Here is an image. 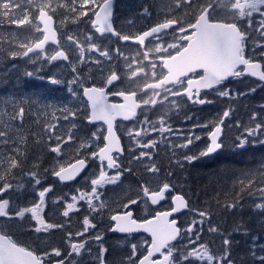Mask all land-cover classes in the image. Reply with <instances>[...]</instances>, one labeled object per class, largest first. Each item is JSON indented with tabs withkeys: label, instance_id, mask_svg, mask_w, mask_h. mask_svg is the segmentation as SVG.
<instances>
[{
	"label": "snow or ice",
	"instance_id": "snow-or-ice-1",
	"mask_svg": "<svg viewBox=\"0 0 264 264\" xmlns=\"http://www.w3.org/2000/svg\"><path fill=\"white\" fill-rule=\"evenodd\" d=\"M112 7V0H27L26 4L24 0H0V27L7 22L17 29L28 26L38 34L21 41L15 33L10 32L7 40L8 55L13 59L28 58L34 64L39 62L54 65L57 61L70 64L74 76L68 81L69 94L76 97L78 93L71 85L80 83L83 97L91 109L88 122L103 121L107 125L106 134L93 132L87 141L79 145L81 149L92 148L94 145V150L77 152L75 162L67 166L57 160L59 168L56 170L54 167L51 173L61 182L72 181L87 167L89 159L99 162L98 175L94 173L95 178L90 180V190L77 189V194L70 197L71 202H67L65 197L53 201L54 205L64 202L66 210L62 212L63 217H69L70 212H79L77 205L83 201L87 205L88 214L83 216L81 229L75 233L67 232V247L63 251L59 247H53L51 251L45 250L42 253L13 239L7 231H0V264H81L77 257L91 255L90 241L85 239L86 236L98 246L93 264H234L230 235L223 238L222 251H212L209 244L202 241L203 228L197 227L206 222L209 213L191 209L189 202L181 194L171 195L175 186L167 182L155 189L141 185L137 192L139 200L129 197L127 203L121 205L123 211L117 210L108 217L110 223L107 231L111 233H148L151 240L144 242L146 246L143 249L138 244L131 243L126 253L110 260L111 253L104 246V236L95 231V218L103 215L106 206L101 189L106 184H116L125 172L133 171L130 167L125 168L119 160L124 148L114 130L117 117L124 121H135L127 135L140 150L138 154L129 150L132 158L130 163L138 161L144 164L146 172L154 175L160 168L154 161L153 150L161 143L175 156L177 149L187 148L201 137L193 131L184 136V143L176 144L169 137L178 130L173 129L166 115L153 120L148 112L155 111L160 106L166 114L169 108L177 105L176 98H186L194 104L210 103L211 101L201 98V90L214 89L230 77L248 75L264 82V0H175V10L182 11L183 18L173 12L165 13L164 18L154 26L135 34H124L113 27ZM69 14L71 22L77 24L87 17L86 22L90 23L94 33L85 35L78 28L72 32H61V28L70 19ZM142 14H148V9H143ZM254 14L259 18L255 19ZM57 16L60 17L58 25L54 19ZM58 32H61L63 41L58 39ZM96 33L99 37L111 34L121 42H131V45L110 49L98 42ZM12 40H16L15 47L11 44ZM130 46L135 47L134 53L125 54L124 48ZM246 48L250 55L246 56ZM257 49L260 51L257 52ZM86 52L89 55L86 56ZM93 53L98 55H91ZM257 55L260 60L256 59ZM89 62L96 65L104 76L106 85L118 89L113 95L120 97L122 103L109 104L104 87L83 86L76 65ZM26 75L32 77L33 72H27ZM48 80L52 84L61 83L55 75L48 77ZM149 82L158 87L149 88ZM250 91L255 92V89ZM218 95L232 99L226 88L220 89ZM0 104L11 109L5 111L0 108V152L7 149L4 160L0 161V194H3L15 190L16 186L12 183L15 178L14 170L22 166L20 158L24 156V151L19 147L18 141L21 144L25 141L22 136L14 134L24 131L25 108L15 100H0ZM138 110L143 115V120L137 118ZM59 111L63 120L70 123L67 134L60 131L58 123H48L43 127L42 133H37L47 135L48 140L54 142L55 146H51L50 151L56 157L61 156L63 145L78 139L72 131L76 128L77 112L67 106ZM231 112V108L223 111L222 116L211 127L203 125L209 128L207 135L210 143L200 152V156H208L224 146L221 139L224 119L230 117ZM198 126L195 125L194 128ZM235 126L242 129L235 141L237 148H245L249 144L264 145V104L260 105V111L250 114L248 124L237 121ZM153 134L159 139L153 138ZM197 158L183 154V160L187 162ZM145 161L148 163H144ZM5 162L7 167H3ZM176 163L180 164V161L176 160ZM108 170H113L114 174L109 175ZM25 175L33 182V191L38 200H34L31 207H12L10 200L0 195V218H6L5 223H11L16 218L23 220L30 214L37 234L63 228L62 223H52L45 219L46 196L52 192V187H35L42 184L38 171H29ZM259 183L264 185V176H261ZM247 194L260 201L256 203L254 200V207L259 210L260 215H264V186L257 187L256 182L250 181ZM169 196L173 206L168 211H158L151 219L133 217L132 206L141 202L157 205ZM242 198L241 196L240 199ZM240 207L239 199L225 205L226 210ZM182 209H189L199 216V220L194 216L183 230L177 226L176 219H169ZM242 228V234L248 235L249 230L242 225H237L236 231L240 232ZM209 231L216 233L219 229L210 225ZM178 238H186L187 241L179 248L173 243ZM259 239L260 237L253 236L249 244L252 264H264V244H259Z\"/></svg>",
	"mask_w": 264,
	"mask_h": 264
},
{
	"label": "trees",
	"instance_id": "trees-1",
	"mask_svg": "<svg viewBox=\"0 0 264 264\" xmlns=\"http://www.w3.org/2000/svg\"><path fill=\"white\" fill-rule=\"evenodd\" d=\"M24 2L26 4L27 0H24ZM130 5L134 8L140 6L142 9H148V14L142 17L144 22L157 20L165 16V13L169 12H173L182 18L184 16L182 11L175 10V0H140L137 7L133 1ZM69 16L71 18V14H69ZM82 20H87V17L82 18ZM10 32L15 34L19 33L15 25L5 22V24L0 27V45H2V47H0V100H15L18 103L23 99L30 100L38 98L53 99L56 103L62 102V99L65 98V93L61 91V87L58 85L50 87L45 81L39 79L40 73L37 74L36 77L30 78L18 76L16 72L18 63H15L13 61L14 59L8 55L9 44L7 40ZM11 44L16 46V40H12ZM247 55H250V53L246 48V56ZM256 59L260 60L261 58L256 57ZM27 66L28 65H26V67ZM22 75L24 76V74ZM240 78L245 81L247 87H257L253 95L247 97L248 109L252 112H256L257 101L264 100V85L258 84L247 78ZM236 79L237 78L223 83V85L212 92L211 95H207L208 101H215L212 100L211 97H214L216 91L222 88H226L231 94H234L235 90L231 89L230 86ZM237 95L240 96L239 94ZM223 99L227 100L226 98ZM235 102L237 104L241 103V98L236 97ZM0 108H4L5 111L11 110L10 107H5L3 104H0ZM175 130H178L176 134H180L179 128ZM32 132V135L26 132L14 134L17 137L22 136L25 141V143L22 144L18 141L19 147L24 151V156L20 158L22 160L21 168L14 170L15 178L12 180L14 186L25 181V173L29 171L45 172V168H38L40 166L41 157H38L37 154H39L41 150L34 136L39 137V135L35 134L33 129ZM204 140L205 143H207L206 138H204ZM205 147L206 146L195 147L193 149L188 148L191 151H188L187 148L178 149L175 157L180 161V164H173L174 168L173 171L170 172L171 174H166V177L170 175L175 178L170 177L165 180V175L163 177V173H159L153 184L167 182L174 185V190L176 192L184 193V195H182L189 202V207L191 209L205 210L209 213L206 222L203 224L205 228L202 232V241L208 243L212 251H222L224 247L222 240L224 237L230 235L233 241L231 245V257L233 258V256L238 254L240 260L249 259L251 255L249 254L246 244L248 240L251 241L253 236L257 237L258 234L262 232L264 228V215H260L259 210L253 206V201L256 197L249 196L247 194V189L250 181L256 182L257 187L261 186L259 181L261 176H264V145L250 144L245 148L227 152L224 151L223 148V150L216 155L207 158L200 156V152L203 151ZM162 148L165 149L163 151V153H165L167 147L164 146ZM6 154L7 149H5L4 152H0V161L4 160ZM159 154L161 155V148L154 153V157ZM183 154L190 156L196 154V156L199 157L192 162H187L183 160ZM29 165L30 168L27 170V166ZM3 167H7L6 162L3 164ZM158 180L159 182H157ZM47 183H49V179ZM157 185L159 186V184ZM253 190L255 191V189ZM22 193H24V191L19 192L17 196ZM10 196H13V194ZM241 196L243 197L242 199H240ZM234 199H239L241 207L226 210L225 205L232 203ZM187 213L191 214L192 211L188 209ZM196 217L199 218L198 215ZM210 225L217 226L219 231L216 233L210 232ZM237 225L246 227L249 230L248 235L242 234L243 228L240 232H237ZM197 227L199 228V225H197ZM14 239L16 238L14 237Z\"/></svg>",
	"mask_w": 264,
	"mask_h": 264
},
{
	"label": "rangeland",
	"instance_id": "rangeland-1",
	"mask_svg": "<svg viewBox=\"0 0 264 264\" xmlns=\"http://www.w3.org/2000/svg\"><path fill=\"white\" fill-rule=\"evenodd\" d=\"M132 1L133 0H126V2H128V3H132ZM37 2H39V0H37ZM54 2H55V0H54ZM136 2H139V0H137ZM134 4L136 7L138 6V3L134 2ZM116 6L121 8L122 3L116 2ZM61 13H63V9H61ZM120 15L124 18L125 23H127V24L131 23L128 21V15H124L123 12H120ZM132 15H133L134 19L136 21H138V17L136 16V13H133ZM54 18L57 20V24H59L60 17L57 16ZM254 18L258 19L259 17H258V15L254 14ZM142 23H144L143 18H142ZM77 28L79 29V31L81 33H83L85 35L89 32H92L89 23H84L82 25V27L79 28V25L77 23H72L71 20L66 22V26L61 28V32L62 31L72 32L74 29H77ZM18 31H19V33L16 35L19 38V40H21V41H25L26 38H34L35 37L34 29L30 28L28 26H24L22 28H19ZM98 42H100V41H98ZM100 43L103 46L107 47V43H105V42H100ZM13 47H15V46H13ZM259 51H260V49H257V52H259ZM248 52L250 53L249 49H248ZM87 55H89V54L86 52V56ZM91 55L95 56L98 54L93 53ZM256 57H259V55H257ZM13 61L15 63H18V66L16 69L18 76L30 78L25 73H23V70L26 69V65L21 63L23 61L20 60L19 57L15 58ZM27 62L29 64H31L33 67H35L34 70L32 68V71L35 73L34 77H36V75L40 73L41 75L39 76V79L49 81L48 77L55 75L61 81V83H59V85L62 86L61 90L65 93V98L62 100V102L58 105L56 103L54 104L53 114H55V115L53 117H49V119H47L45 117L46 114L41 113V115L35 119V124L37 126L36 134L42 133V129L46 124H48V123L57 124L58 123V127H59L60 131L66 135L69 128H70V123L68 121L63 120V115H62L61 111H59V109L67 106V107H71L73 109V111H76L77 116H81V115L85 114V105H84V102L82 101V98L80 96L81 89H82L80 83L71 85V87L78 93V95L76 97H72L68 92V88H69L68 81L72 80L73 76H74V74L71 71V65L68 63H64L63 65H61V64L52 65V64H46V63L41 64L39 62L34 64L30 60ZM76 67L78 69V73L80 75V80L83 83V86L90 85L94 82H97V83L104 82V76L101 75V73L97 70V67L95 64L89 62V63L83 64V65L77 64ZM32 71H29V72H32ZM22 74H24V76ZM106 74L107 73H105V75ZM141 79L143 82V78H141ZM231 84H232L230 86L231 89H233L235 91H234V94H231L232 99H230V100L229 99L224 100L222 97H220L218 95V91H219L218 90V91H216V95H214V97H211L212 100H215V101H213L214 106H212L210 108L206 107V109H204V110H199L201 107H198V108L188 107V104L185 101L177 99V105L175 107L169 108V110L167 111L166 114H165V111L160 106H158L157 110L151 111V117L153 120H156V119H158V117L160 115H166V119L171 124L173 129H176V128L180 129V134L175 133L174 135L169 137L176 144L184 143V136L189 135L194 131L196 135H199L201 137V139L199 141H195L193 144H191L187 147V149L188 148L193 149L195 147L206 146V144H207V143H205L204 138L207 137V133L209 131V128H205V127H203V125H205V124L210 125L213 123L211 125V126H213L218 121V119L222 116L223 111L231 108L232 112H231L230 117L224 119V129L225 130L223 132V137H222L223 138L222 140L224 142V151L227 152V151H234V150L241 149V148H237L235 146V141H236V138L241 134L242 129H238L235 126V124L237 121H240L243 124H248L249 116L252 113V111L248 109L247 97L252 96L254 92H251L250 90L253 88L256 89L257 87H255V86H252L251 88L247 87L245 81L242 80V78H240V77H238ZM242 93H246V94L241 95ZM237 94H239L240 96H238ZM236 97L241 98V103L237 104L235 102ZM205 98H206V100H208V96H206ZM257 102H258V104H257L256 110L260 111V105L264 104V100L257 101ZM206 104H208V103H205L204 105H206ZM39 106H41V105H39ZM43 108H46V107H43ZM77 116L75 118L76 128L80 124V123H78ZM5 119H7V117H5ZM24 120H23V123L25 122ZM31 124H32V122H31ZM195 125H199V126L194 128ZM211 126H209V127H211ZM75 135L77 136L78 141H79L76 144V146L69 145V144L63 145L62 151H65L64 156L62 158H57L56 160L54 158L55 153H52L50 151V147L55 146L54 142L49 141L47 138V135H39V137L34 136L35 140L38 142V147L41 150V152L39 154H37L38 157H41L40 158L41 162L39 163V165H40V167L44 166V168H45L44 169L45 172L40 173L42 176L41 177L42 178V184L39 186H35L37 189H40L43 187H49L47 180H48L50 174L52 173V168L54 167V165H56L55 162H57V160H59L60 163H64L68 159L70 160L72 157H74L77 154V152H79L80 150H86L88 152L94 150V148H95L94 145L92 148H86V149H81L79 147L81 142L87 141L90 138L89 136L85 137V136H83V134L81 132L80 133L75 132ZM153 138L159 139V137L156 134H153ZM133 145L135 147L136 154H138L139 149L136 147L135 143ZM164 146H165V144L161 143L157 149L153 150V152L155 153V152H157V150H159V148H161L160 157L155 158L156 156L154 157V155H153L155 163L160 168V171L158 173L153 175V174L146 172V170L144 168V164H142L138 161L132 166L129 165V167L132 168L136 174L148 175V179H150L151 183L153 184V182L156 180L155 176H157L159 173H163V177H164V175L166 176L167 173H170L171 171H173V168H174L173 164H175L176 160H178L175 156H173V153L169 148H167L166 152L163 153V151L165 149L162 147H164ZM179 149H182V148H179ZM190 149H188V151H191ZM177 150H176V152H177ZM194 156H196V154ZM196 157H199V156H196ZM92 162H94V165L90 168V170L88 171V174H87V179L89 181L92 178H95V176L93 174L95 173L96 175H98V171H99L98 161L92 160ZM144 163H148V161H145ZM56 166H59V164L57 163ZM27 168H28L27 170H29L30 165L27 166ZM113 174L114 173H109V175H113ZM123 177H124V175L121 176V179H123ZM170 177H174V176L169 175L168 177H164V179L167 180ZM159 179H160V177H159ZM32 183L33 182L30 181L28 179V177L26 176L25 181H22L19 185H16L14 191L10 190L8 193H3L2 196H3V198L10 200V206H12V207H15V206L31 207L33 200L38 199L36 192L33 191ZM119 184H123V182H119ZM108 185H114V184H106L101 189V191L103 193L102 200L105 202L106 206H105L103 215L98 216V221L107 222L108 217H109L110 213L112 212V211H109V209L112 210V206H111L110 202H111L112 197L115 194V192H107L106 188ZM178 185H179V183H178ZM134 186H136V185H132L131 188H135ZM261 186H264V185H261ZM126 188L127 187L124 186L123 193H119V194H121V195L124 194L125 199L128 200V198L131 196L127 193ZM108 190L111 191L112 188L109 187ZM23 191H24V193L17 196V194L19 192H23ZM11 194H13V196H10ZM181 194L184 195V193H181ZM34 195L36 196V198H33ZM55 196L58 197V195H55ZM47 199H49V194L46 196V201H47ZM255 202L259 203L260 201L257 198H255ZM140 204L143 206V208H144L143 210L147 211L146 204L142 203V202ZM167 205L169 206V201L167 202ZM45 206H46V204H45ZM253 206H254V203H253ZM44 214H46V207L44 208ZM194 216L196 217L197 214L193 211L191 214H188V213L181 214L178 217L179 218V226L183 229H186L188 227L189 222L193 219ZM196 219L199 220L198 217H196ZM5 220H6V218H0L1 227H2V223H5ZM34 223H35L34 221L30 220V214H29L23 220L16 218V220L12 221L11 223H5L6 228H3V227L2 228L4 231H7L8 233L14 234L16 237L19 234L21 235V237H24V236L28 237L29 235H31V237H33L34 235L37 234L34 232ZM199 227H202L203 229L205 228L203 225H199ZM263 230H264V228L262 229V232L259 233L257 236V237H260V239L258 241L259 244H264ZM37 235H39V234H37ZM201 236H202V233H201ZM19 239H21V238L19 237ZM31 240H33V239H31ZM28 242L30 243L31 241H28ZM186 242H187L186 238H182L181 241L177 244V247L178 248L182 247ZM250 243H251V241L248 240V243L246 244L248 250H249V244ZM40 246L43 247L45 250H47V249L51 248L53 246V244L49 240H46V241H42ZM44 246H47V247H44ZM257 251H259V250L257 249ZM232 259H233L234 264H252L251 258L240 260L238 257V254L233 256Z\"/></svg>",
	"mask_w": 264,
	"mask_h": 264
},
{
	"label": "flooded vegetation",
	"instance_id": "flooded-vegetation-1",
	"mask_svg": "<svg viewBox=\"0 0 264 264\" xmlns=\"http://www.w3.org/2000/svg\"><path fill=\"white\" fill-rule=\"evenodd\" d=\"M112 1H113V3H112L113 4V14H112L113 27L115 29H117L118 31H121L124 34H135V33H138L140 30H147L150 26H154L158 21H160L164 18V16H163L162 18H159L157 20L146 21V22L142 23V17L145 14H142L143 9L140 6L138 8L131 7L130 3L126 2V0H124V1L123 0H112ZM133 1L135 3H138V5H139V2H136L137 0H133ZM116 2L122 3L121 8L116 6ZM120 12H123L124 15H128V21L131 23H129V24L125 23L124 18L120 15ZM133 13H136V16L138 17V21H136L134 19L133 15H132ZM69 20H71V18ZM86 21L87 20H81V22L78 23L79 28L82 27V25L84 23H87ZM56 23H57V20H56ZM89 25H90V23H89ZM54 26H56V25H54ZM90 27H91V25H90ZM91 30L94 33V30L92 28H91ZM36 35H38V34L35 33V36ZM95 36L99 37V35H97V34H95ZM58 39H61V41H63V36L61 35L60 32H58ZM98 41L107 43V47L110 49H114L116 47H123L125 44L131 45L130 42L119 41L115 36H111V34H108L105 37H99ZM124 51H125V54L134 53L135 47L130 46V47L124 48ZM21 60L23 61L22 63L24 65H28L26 67V69L23 70V73L26 74L27 72L32 71V68H33V70L35 69V67H33L31 64H29L27 62V61H29L28 58H24ZM64 63H66V62L57 61V62H55L54 65H57V64L63 65ZM34 75H35V73L33 72L32 77H34ZM245 78L249 79L248 77H245ZM249 80H251V79H249ZM43 81H45L46 83L49 82L47 80H43ZM149 83H151V82H149ZM48 85L50 87H54V86H51V83H49ZM58 86H60V85L58 84ZM85 86L86 87H90V86L104 87L106 95L108 96V98H107L108 103H110V104L121 103V100L119 99V97L113 95V93L118 90L116 87L108 86L105 84V82H101V83L94 82L90 85H85ZM122 86L123 85H121V87ZM215 90H213V91L210 90L211 92L207 91L208 93L207 92H201L200 96H201V98H205L207 95H211L212 92H214ZM80 96L82 98V92H81ZM176 99H180L182 101H185L188 104V106L193 107V108L201 107L200 109H202L206 106L208 108L214 106L213 101H211L210 103H208L206 105H204V104L201 105L198 103L194 104L190 101H187L186 98L185 99L176 98ZM82 101L84 102L83 98H82ZM55 103L56 102H54L53 99H49V100H40V99L26 100V99H23V100H20L17 104L18 105L22 104V106L25 108V116H24L25 122L23 123L24 131H22V132L30 133L32 135V133H33L32 129H33L35 131V134H36L37 126L35 124V119L37 117H39L41 115V113H45L46 114L45 117L47 119H49V117H53L54 116L53 115V106ZM39 105H41V106H39ZM84 105H85V114L86 115L84 114L81 116H77L78 123H80V124L77 128L72 129V131L76 132V133L81 132L83 134V136H85V137L86 136L91 137V134L93 132H100L101 134H106V126L103 125L102 123H97L94 125H90L87 123V120L89 117L88 116V108H87V105L85 103H84ZM43 107H46V108H43ZM148 115H149L150 119H152L151 111L148 112ZM137 118L139 120H143V118H144L143 115L140 114L139 110H138V117ZM31 122H32V124H31ZM134 124H135V121L116 120L114 122V130L116 131L117 135L120 137L121 145L124 148V153L122 156L119 157V160L125 168H128L129 165L132 166L137 162V161H132L130 163L132 158L130 156L129 150L132 149L135 151V147L133 145L134 142L132 140H130L128 135H127L128 129L132 128ZM31 127H32V129H31ZM137 127H139V125H137ZM22 132H19V133H22ZM223 132H224V127H223ZM222 137H223V135H222ZM144 139H147V137H145ZM78 142H79L78 139H76L74 141H70L68 144L76 146V144ZM85 151L86 150H80L79 152H85ZM64 153H65V151H62V154L60 157H56V154H54L55 160L57 158H62L64 156ZM135 153H136V151H135ZM114 155H116V154H114ZM76 159H77V154L74 157H72L70 160L68 159L69 160V161L67 160L68 162L65 161L62 164H64V166H66L69 163H72L73 161H75ZM55 163L57 165V162H55ZM56 165H54V167L56 168V170H58L59 166H56ZM93 165H94V162H92V160L89 159L88 164H87V168L85 169V171L83 173H81L79 175V177L73 181L61 182L52 174H50V176L48 178L49 179L48 184H49V186L52 187L53 190L51 193H49V199H47V201L45 203L46 204V206H45L46 207L45 219L48 222H52V223H62L64 225L63 228L52 229V230H49V232H47V233H40L39 235L36 234L33 237H31V235H29L28 237H26V236L21 237L20 234L17 235V237H16L14 234H11V233H9V234H11L13 237L18 239V241H20L21 244H25V245L29 246L30 248L37 250L39 253H42L43 251H45V249L43 247H41L42 245L40 246V244L42 241H46V240H49L53 244V246L51 248L59 247L63 251L67 247V239H66L67 232L71 231V232L75 233L77 230L81 229V226H82L81 222H82L83 216L88 214V209H87V205L83 201H80L79 204L77 205V207L80 208L79 212H70L69 217H63L62 212L64 210H66L64 202L61 201L60 203L54 205L53 201L57 200L58 197H65L67 202H71L70 197L73 194H77V189H80L81 191L90 190V181L87 179V174ZM98 165H99V162H98ZM38 168H44V166H41V167L39 166ZM53 168H52V170H53ZM108 172L113 173V170H108ZM133 172H134V170H133ZM133 172H131V173L125 172L124 173L125 178L124 177H123V179L120 178V180L116 184L107 186V188H106L107 192H115V194L113 195L112 200L110 202L111 206H112V210H111L112 212L110 214H114L117 210L123 211L121 205H122V203H127V200L125 199L124 194L121 195L119 193H123L124 186L127 187L126 188L127 193L131 196V198L139 200L140 197L137 196V192L140 191L141 185L150 186L153 189H155L159 186H162V184L165 183V182H159V180H160L159 179L157 181L159 183H156L153 185L151 183L150 179H148V175L141 176L140 174H136L135 172L134 173ZM157 176H155V177L157 178ZM119 182H123V184H119ZM157 184H159V186ZM132 185H136L137 187L134 186L135 188H131ZM109 187L112 188L111 191L108 190ZM0 195H2V194H0ZM55 195H58V197H56ZM171 195H172V193H171ZM33 198H36V196L34 195ZM34 200H38V199H34ZM167 201H168V198L166 201H164L160 206H158L156 208H152L149 206L148 203H145L147 206L146 207L147 211L143 210L144 209L143 206L140 203H138V205L132 206L131 210L133 212V217L139 218L141 220L144 218L150 219L151 217H153V215H155L156 212L165 211V210L170 209V207H168V205H167ZM95 222L97 223V229L95 231L100 232L104 236V246L107 247L109 249V252L111 253V255L109 256L110 260L112 259V257H118V256L126 253L130 249L131 243H136L141 247V249H143L146 246L144 242L150 241L149 238L143 234L120 235V234H114V233L107 231V226L110 223L109 219L107 222L98 221V216H96ZM0 226H1V221H0ZM2 227L6 228L5 223H2ZM19 237L21 239H19ZM31 239H33V240H31ZM77 239H80V238H77ZM85 239H89V241H90L91 255L85 254L83 257H77V259L81 261V264H93L94 259H95V255H96V249L98 246L94 241H91L89 236H86ZM28 241H31V242L29 243ZM44 247H47V246H44ZM51 248H49L47 250L51 251Z\"/></svg>",
	"mask_w": 264,
	"mask_h": 264
},
{
	"label": "water",
	"instance_id": "water-1",
	"mask_svg": "<svg viewBox=\"0 0 264 264\" xmlns=\"http://www.w3.org/2000/svg\"><path fill=\"white\" fill-rule=\"evenodd\" d=\"M112 3H113V1H112ZM112 14H113V7H112ZM97 35H99L98 33H96ZM106 35H108V34H106ZM131 43V42H130ZM22 58V57H21ZM241 67H243V66H241ZM244 76H248V75H244ZM248 77H250L251 79H253V80H255V81H257V82H260V83H264V82H262V81H259L258 80V78H255V77H251V76H248ZM231 78V77H230ZM230 78H228V79H230ZM149 88H155V87H158V85H154V84H148L147 85ZM91 87V86H90ZM208 90H210V89H202L201 90V92L202 91H208ZM82 97H83V93H82ZM107 98H108V96H107ZM83 99L87 102V100H86V98L85 97H83ZM119 99H121L120 97H119ZM122 100V99H121ZM108 102V101H107ZM123 102V101H122ZM88 103V102H87ZM110 104V103H109ZM88 108H89V115H90V112H91V109H90V105L88 104ZM116 120H121V121H124L122 118H120V117H117L116 119H115V121ZM114 121V122H115ZM87 123L88 124H90V125H94V124H97V123H102L103 125H105L106 126V129H107V125L103 122V121H95V122H92V123H89L88 122V120H87ZM207 139H208V143H210V141H209V138H208V136H207ZM221 150V149H220ZM220 150H218L217 152H215V153H212V154H210V155H208V156H203V157H209V156H212V155H215V154H217ZM74 163V162H73ZM86 169V168H85ZM85 169L81 172V173H83L84 171H85ZM80 173V174H81ZM79 174V175H80ZM79 175L75 178V179H77L78 177H79ZM57 178V177H56ZM58 180H59V178H57ZM74 179V180H75ZM73 181V180H72ZM176 194H179V193H174L173 195H176ZM182 195V194H181ZM186 199V198H185ZM187 200V199H186ZM163 201H161L160 202V204L162 203ZM149 204H150V202H149ZM160 204H157V205H151L152 207H157V206H159ZM170 204H171V207L173 206L172 205V202H171V199H170ZM187 210L188 209H182L180 212H177V213H174L173 214V216L172 217H169V219H176V221H177V224H178V220H177V217L179 216V215H181V214H183V213H186L187 212ZM156 214V213H155ZM155 216V215H154ZM153 216V217H154ZM151 219V218H150ZM178 226V225H177ZM116 234H119V233H116ZM132 234H143V235H145V236H147L148 238H149V240H151V236L148 234V233H145V232H143V231H140V232H136V233H132ZM120 235H125V234H120ZM175 241H173V243H174Z\"/></svg>",
	"mask_w": 264,
	"mask_h": 264
},
{
	"label": "bare ground",
	"instance_id": "bare-ground-1",
	"mask_svg": "<svg viewBox=\"0 0 264 264\" xmlns=\"http://www.w3.org/2000/svg\"><path fill=\"white\" fill-rule=\"evenodd\" d=\"M243 242V241H242Z\"/></svg>",
	"mask_w": 264,
	"mask_h": 264
}]
</instances>
